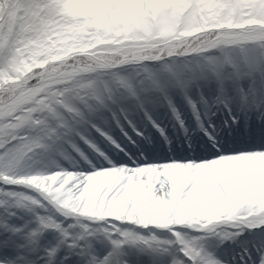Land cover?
Masks as SVG:
<instances>
[{
    "label": "snow or ice",
    "instance_id": "snow-or-ice-1",
    "mask_svg": "<svg viewBox=\"0 0 264 264\" xmlns=\"http://www.w3.org/2000/svg\"><path fill=\"white\" fill-rule=\"evenodd\" d=\"M0 264H264V0H0Z\"/></svg>",
    "mask_w": 264,
    "mask_h": 264
}]
</instances>
